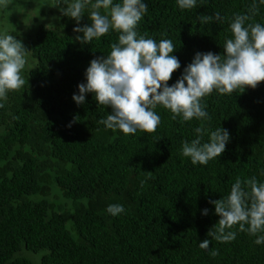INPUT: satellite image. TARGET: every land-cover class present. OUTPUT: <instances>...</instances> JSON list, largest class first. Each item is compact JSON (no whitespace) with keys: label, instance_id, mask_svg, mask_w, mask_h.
<instances>
[{"label":"trees","instance_id":"16d2710c","mask_svg":"<svg viewBox=\"0 0 264 264\" xmlns=\"http://www.w3.org/2000/svg\"><path fill=\"white\" fill-rule=\"evenodd\" d=\"M145 2L138 32L177 46L181 68L169 85L196 52L223 53L234 14L264 23L259 0L255 15L254 0H198L191 10L176 0ZM31 12L9 32L29 49L30 69L24 87L9 92L0 108V264H35L24 251L40 254V264H264V244L248 233L238 231L229 243L207 235L219 219L209 201L226 197L237 177L264 181V81L205 98L212 117L205 126H221L231 139L220 157L193 165L181 145L195 138L200 121L173 120L158 107L156 132L124 135L97 123L111 108L94 94H85L84 105L72 100L89 62L110 53L118 33L81 44L76 22L57 8L33 11L28 23ZM89 12L81 25L91 23ZM217 12L223 23L199 19ZM109 204H122L125 212L113 217ZM206 238L209 248L201 249Z\"/></svg>","mask_w":264,"mask_h":264},{"label":"clouds","instance_id":"9594fccd","mask_svg":"<svg viewBox=\"0 0 264 264\" xmlns=\"http://www.w3.org/2000/svg\"><path fill=\"white\" fill-rule=\"evenodd\" d=\"M11 3L12 0H0V9ZM176 3L182 10L198 6V0H176ZM259 4H264V0H259ZM50 7L76 22L73 32L82 33L75 37L81 44L99 40L110 31L118 33V41L111 44L110 53L89 62L85 82L79 83L78 93L72 95L78 106L85 104L86 93L94 94L99 105L110 106L111 112L98 124L124 135H135L138 131L154 133L161 125L156 109L163 107L170 111L173 120L179 117L182 122L200 121L193 130L195 138L182 142V156L193 165H207L221 156L230 142V132L221 126L214 130L205 126L212 119L205 98L214 91L220 95L239 94L246 86L255 89L264 81V23L249 22L252 16L247 13L234 14L229 22L232 35L225 38L223 53L196 52L169 85L172 74L181 68L180 60L173 55L177 46L170 39L158 42L138 32L148 12L145 0H53ZM86 9H90L91 23L81 25ZM251 11L258 14L255 0ZM60 16L52 19L59 20ZM199 19L203 23H223L225 17L217 12ZM29 56L22 40L7 30L0 31V108H4L9 92L26 84L23 73L30 69ZM209 203L214 205L219 219L209 229L208 237L229 243L239 231L255 237L256 245L264 244V181L255 176L237 177L226 197ZM106 210L117 217L125 212V207L109 204ZM207 214L208 209H203L202 215ZM210 242L206 238L199 242V247L208 249ZM212 255H219V251H213Z\"/></svg>","mask_w":264,"mask_h":264},{"label":"rangeland","instance_id":"374dc122","mask_svg":"<svg viewBox=\"0 0 264 264\" xmlns=\"http://www.w3.org/2000/svg\"><path fill=\"white\" fill-rule=\"evenodd\" d=\"M50 1L48 0H12V3L8 8L0 9V31L7 30L8 32L16 30L19 25L22 24L27 15L29 9L32 10L29 21L33 18V11L36 14L41 12L48 13L50 9ZM6 14V15H5ZM25 255L34 259L35 264H40V254H34L29 251L23 252Z\"/></svg>","mask_w":264,"mask_h":264}]
</instances>
